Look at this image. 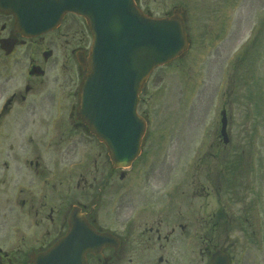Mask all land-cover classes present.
<instances>
[{
  "label": "flooded vegetation",
  "instance_id": "1",
  "mask_svg": "<svg viewBox=\"0 0 264 264\" xmlns=\"http://www.w3.org/2000/svg\"><path fill=\"white\" fill-rule=\"evenodd\" d=\"M159 1L135 0L151 16L178 12L186 32L208 38L213 52L226 41L227 0ZM91 42L81 15L66 14L58 28L32 36L0 10V264H35L72 220L99 236L88 264H209L216 250L235 264L233 230L242 264H264V202L243 178L237 144L235 171L209 173L227 157L219 134L207 157L180 160L189 145L180 150L174 133L152 130V116L140 109L146 121L140 157L114 167L78 118L72 89L73 67L80 79ZM220 58L215 52L213 61ZM155 76L151 86L161 85L163 76Z\"/></svg>",
  "mask_w": 264,
  "mask_h": 264
},
{
  "label": "water",
  "instance_id": "2",
  "mask_svg": "<svg viewBox=\"0 0 264 264\" xmlns=\"http://www.w3.org/2000/svg\"><path fill=\"white\" fill-rule=\"evenodd\" d=\"M0 9L14 14L26 34L36 35L57 26L66 12L86 17L93 43L77 111L106 144L114 165L129 166L140 152L144 133L136 109L138 94L154 68L188 47L180 16L151 18L133 0H0ZM222 115L226 141L227 120ZM78 223L35 263L87 264L86 253L96 249L100 239L86 222ZM226 259L215 252L210 264H227Z\"/></svg>",
  "mask_w": 264,
  "mask_h": 264
},
{
  "label": "rangeland",
  "instance_id": "3",
  "mask_svg": "<svg viewBox=\"0 0 264 264\" xmlns=\"http://www.w3.org/2000/svg\"><path fill=\"white\" fill-rule=\"evenodd\" d=\"M151 1L152 6H159V0ZM225 8L229 30L223 38L226 41L222 44L220 41L219 49L213 52L211 47H207L208 38H198L192 34L189 51L168 67L157 68L154 72L163 76L162 84L151 86L156 77L154 75L140 96L142 100L138 108L152 116V130L174 133L180 150L189 145L190 153L180 160H194L204 159L214 152L210 144L215 139V132L219 131V112L225 105L229 117L228 133L233 143L223 150L227 155L224 160H233L236 155L233 153L234 146L237 144L236 153L242 157L244 177L253 181L251 186L256 190L255 197L264 202V0H227ZM67 21L70 23L68 17ZM256 41L263 42L259 46L261 53L252 54L251 51L239 59L244 44L253 42L252 48L257 45L254 44ZM215 52L221 57L217 62L213 61ZM229 61L233 73L231 79L228 78ZM73 69L72 89L76 90L78 71L75 67ZM64 75L61 80L66 78ZM62 90L64 94L65 89ZM227 166L229 163L215 162L210 166L214 171L209 173H226L229 171ZM255 182L258 184L255 185ZM246 193L249 195L250 191ZM235 198L230 197V203H236ZM201 201L197 199L198 203ZM233 233L238 258L235 264H242L238 254L240 234L235 230ZM254 253L258 256L256 251Z\"/></svg>",
  "mask_w": 264,
  "mask_h": 264
}]
</instances>
